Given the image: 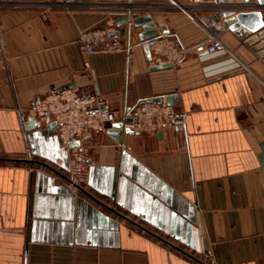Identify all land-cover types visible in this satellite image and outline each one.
<instances>
[{"label":"crops","instance_id":"crops-1","mask_svg":"<svg viewBox=\"0 0 264 264\" xmlns=\"http://www.w3.org/2000/svg\"><path fill=\"white\" fill-rule=\"evenodd\" d=\"M230 5L0 0V264H264V29L247 43L220 21L225 49L198 48ZM258 5L235 11L264 20ZM131 13H150L176 57L157 47L149 60L143 27L118 24ZM112 26L118 49L84 50L83 32ZM66 88L121 112L172 98L187 115L184 133H93L82 188L128 220L73 189L57 133L25 126L39 98Z\"/></svg>","mask_w":264,"mask_h":264},{"label":"built area","instance_id":"built-area-1","mask_svg":"<svg viewBox=\"0 0 264 264\" xmlns=\"http://www.w3.org/2000/svg\"><path fill=\"white\" fill-rule=\"evenodd\" d=\"M47 0H39L43 3ZM221 22L214 23V32L205 44L198 48L208 53H215L225 49L220 39ZM0 24V39L2 38ZM122 39L121 30L115 26L103 30L83 32L79 41L87 53L97 51L104 43V50L119 48ZM150 48H167L170 58L176 57L179 44L167 42L165 39L151 38L146 41ZM86 66L89 63L86 62ZM178 100L179 97L177 96ZM35 117L43 126L56 123V133L62 144L69 150L71 164L69 168L71 186L76 191L84 187L89 181V165L92 149V136L96 131L106 132L115 122H122L140 132H152L171 126L176 132L186 131V113L179 112L164 102L147 101L130 110L121 112L109 108L104 99L98 95H83L72 88L51 92L39 98L31 108ZM21 119L25 120V115ZM78 141L79 144L70 145Z\"/></svg>","mask_w":264,"mask_h":264},{"label":"water","instance_id":"water-1","mask_svg":"<svg viewBox=\"0 0 264 264\" xmlns=\"http://www.w3.org/2000/svg\"><path fill=\"white\" fill-rule=\"evenodd\" d=\"M220 4H231L230 7H227L225 11L223 12V15L221 13H216L215 20L221 21L225 26L229 27L234 33L239 37V39L246 41L247 43H253L256 40V36L258 33H260L264 29V20H263V13L260 10H250V11H239L236 13L235 9H238L243 4H250L254 5L255 0H217ZM236 2V3H234ZM258 6L264 7V0H258ZM236 5V6H235ZM229 9V10H228ZM244 9V8H243ZM224 16V17H222ZM131 19L132 23L135 26H142L145 30V33L141 35L142 40H149L151 38H155L158 35V27L153 20V16L150 13H146L144 15L139 14H129L125 17H123L118 24H123L124 22ZM161 28V27H160ZM169 30L164 29L163 33H168ZM144 48L147 54V57L149 60H151V50L148 44H144ZM173 63H164L160 65H154V69H163L172 66ZM173 99L170 98L168 100V104H173ZM154 102H161L160 100H154ZM27 128H42L43 134H50V135H56V123L52 122L46 126H43L38 120H36L35 117H32L28 120V122L25 124ZM108 131L115 135V138L120 141V136L122 133H141L138 130H135L133 127L126 125L123 126L122 122H115L113 123L112 127L108 129ZM79 144L78 141H72L70 142V145ZM262 154H261V162L263 166L264 171V143L262 144ZM79 191L83 193L84 195L88 196L92 199L97 205L102 209H107L108 211L112 213H116L122 218H128L116 211L113 207L110 205H107L104 203L101 199L97 198L96 196L92 195L91 193H88L85 191L82 187H78ZM122 191H119V194H117V191L114 189L112 193L110 194V197L112 199H116L117 195L121 196ZM103 211L98 212L100 224H103L101 221V216Z\"/></svg>","mask_w":264,"mask_h":264}]
</instances>
